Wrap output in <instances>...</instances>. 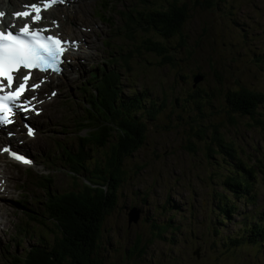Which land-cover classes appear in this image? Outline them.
Here are the masks:
<instances>
[{
	"label": "rangeland",
	"instance_id": "374dc122",
	"mask_svg": "<svg viewBox=\"0 0 264 264\" xmlns=\"http://www.w3.org/2000/svg\"><path fill=\"white\" fill-rule=\"evenodd\" d=\"M107 1H112L109 6L103 0H80L76 12L71 11L74 16L63 23L66 36L86 41L84 64L68 68L66 78L45 88L47 92L56 88L58 93L43 104V113L33 121L38 134L23 146L37 165L30 169L11 162L6 165L9 187L5 184L0 189V193L8 190L0 199V264H12L11 255H21L44 233L27 216L31 209L42 212L43 191L35 184L40 174L48 175L51 190L57 194L73 193L80 186L81 176L72 177L65 161L58 160L56 152L61 149L55 143L70 150L77 147L76 136L85 132L81 107L88 94L81 82L91 67L104 65L120 73L122 94H139L132 89L144 86L148 97L144 106L154 101L163 107L154 120L143 117L145 141L130 158L123 159L129 178L120 185L117 205L102 225L96 251L99 258L113 264H264V239L255 245L246 243L249 230L242 226L255 223L264 212V105L249 116L233 113L225 103L226 93L240 86L264 92V0H182L190 8L182 29L186 41L182 47L179 36L165 40L154 30L146 35L141 30L125 32L124 15L131 8L146 10L163 0ZM145 37L164 43L172 60L137 49ZM121 54L123 63L118 59L119 65H108L109 59ZM197 73L204 78L193 89L192 77ZM213 126L225 142L232 143L242 162L252 166L256 176L252 197H237L232 188L223 186V178L238 160L208 150ZM201 129L206 138L197 137ZM103 149L88 147V161L98 160ZM42 154L51 156L52 163ZM220 194L233 199V213H223ZM131 206H138L141 214L137 223L128 226ZM153 223L159 228L169 224L165 240L155 238ZM138 233L145 254L128 257L126 252ZM228 233L244 235L243 244H226ZM44 235L50 242L52 237ZM198 246L199 258L193 254Z\"/></svg>",
	"mask_w": 264,
	"mask_h": 264
},
{
	"label": "trees",
	"instance_id": "16d2710c",
	"mask_svg": "<svg viewBox=\"0 0 264 264\" xmlns=\"http://www.w3.org/2000/svg\"><path fill=\"white\" fill-rule=\"evenodd\" d=\"M163 1L160 4H152L146 10L133 11L131 17H128L127 32L141 30L142 34L146 35L154 30L166 40L179 36L182 47L186 42L182 29L190 16V8L182 0ZM140 47L161 56L164 61L172 60L167 54L168 47L150 37L142 39ZM90 79L94 82L92 84H96L99 95L96 96L94 90L88 91L83 109L88 114L87 124H92L90 118L95 121L94 128L91 132L89 130L87 137L76 136L78 144L75 149L68 151L66 147H62L61 152V156L67 160L69 168L72 169L70 171L83 175L86 181L83 180L73 193L52 194L50 189L48 191L47 187H43L45 194H43L42 212L39 213L34 209L28 216L38 221L37 224L42 226L44 233L50 235L52 239L48 242L43 233L39 242L25 249L22 255H13L12 264H113L105 258H99L96 253L100 247L102 225L117 205L120 185L129 178L123 159L130 158L129 156L145 141L146 129L143 117L154 120L163 106L154 101H149L148 106H144V101H148L146 96L144 99L140 95L125 98L119 94L118 81L113 72L103 74L101 77L91 75ZM194 93L198 91L194 90ZM178 101V98L174 99L175 103ZM225 103L233 113L255 116L259 107L264 105V92L240 86L226 93ZM217 128L216 126L211 128L212 133L206 142L207 146L211 143L208 150L214 154L226 153L238 160V163L234 164L235 169L230 170V173L228 172L223 178V186L232 188L237 197H252L253 181L256 177L252 166L242 162L231 148L232 143L225 142ZM112 132L116 134L114 137ZM203 132L202 129L198 130L197 137L201 138L204 135L206 138ZM88 147L90 150L104 147L105 152L98 160L91 163L88 161L91 156ZM220 197L225 199L224 203L230 201V206L223 208L224 214L232 213L236 207L235 202L224 194H220ZM36 212L37 214L32 215ZM131 224L127 221L128 226ZM168 227V223L160 228L153 223L155 238L165 240L164 235ZM247 229L249 231L245 232L246 243L254 244L264 239V212L261 213L259 220L247 226ZM153 239L154 237L150 243ZM141 240L142 234H136L134 243L126 252L128 257L138 258L145 254L146 246L141 244ZM243 240L242 234L228 233L225 237L226 244L230 243L234 247L238 245L240 247ZM170 242L173 243V240Z\"/></svg>",
	"mask_w": 264,
	"mask_h": 264
},
{
	"label": "snow or ice",
	"instance_id": "6c2138e0",
	"mask_svg": "<svg viewBox=\"0 0 264 264\" xmlns=\"http://www.w3.org/2000/svg\"><path fill=\"white\" fill-rule=\"evenodd\" d=\"M64 0H45L43 7L47 8L55 3H62ZM25 9L30 8L35 15L29 11L14 13L16 17H29L33 24L39 20L40 7L36 4L24 5ZM5 13L0 12V18ZM6 30H0V126H7L13 123L15 112H31L35 109L30 107V101L26 93L34 91L38 84L30 82V75L21 69H38L40 72H59L61 53L64 51L59 38L45 36L41 33L46 29H31L25 23L18 31H14L15 25H5ZM67 44L69 42L64 41ZM42 82V81H41ZM35 99V96L32 97ZM27 120V116L23 117ZM28 135H33V129L24 125ZM12 136V132H8ZM10 157L29 163L24 155L11 150L10 146L0 147Z\"/></svg>",
	"mask_w": 264,
	"mask_h": 264
},
{
	"label": "bare ground",
	"instance_id": "6f19581e",
	"mask_svg": "<svg viewBox=\"0 0 264 264\" xmlns=\"http://www.w3.org/2000/svg\"><path fill=\"white\" fill-rule=\"evenodd\" d=\"M25 2V1H24ZM23 2V3H24ZM78 3H75L72 5V8H69L67 7V10H68V13H69V16L68 18L71 19L74 15L71 14V11L74 10L76 12V9L78 8ZM20 5L17 4V2L13 1V0H0V8L3 9V12L5 13L4 15V19L2 21V24L5 26V25H12L14 22H20L22 23L23 19H20L19 17H16L14 16V13L17 12V11H21L22 8L19 7ZM56 12H52L51 10L47 11L46 14H54ZM58 15V14H57ZM61 15V14H60ZM60 17V16H59ZM8 18L10 20H8ZM63 18V16H62ZM60 26H63V22H65V19H63V22L60 21ZM59 30V29H57ZM15 163V162H14ZM18 165H21L19 162H17ZM2 187H5V184H1V180H0V189ZM175 189V188H174ZM166 205V204H165ZM173 208V207H172ZM176 208V207H175Z\"/></svg>",
	"mask_w": 264,
	"mask_h": 264
},
{
	"label": "water",
	"instance_id": "95a60500",
	"mask_svg": "<svg viewBox=\"0 0 264 264\" xmlns=\"http://www.w3.org/2000/svg\"><path fill=\"white\" fill-rule=\"evenodd\" d=\"M200 80H202V76L201 75H196L194 77V85L199 82ZM140 217V208L137 206H132L130 207L128 213H127V218H128V224L131 223H136L138 221ZM195 253L197 254V252L195 251Z\"/></svg>",
	"mask_w": 264,
	"mask_h": 264
}]
</instances>
